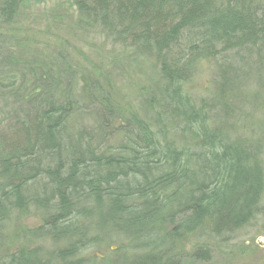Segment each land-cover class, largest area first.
Segmentation results:
<instances>
[{
  "label": "trees",
  "instance_id": "obj_1",
  "mask_svg": "<svg viewBox=\"0 0 264 264\" xmlns=\"http://www.w3.org/2000/svg\"><path fill=\"white\" fill-rule=\"evenodd\" d=\"M21 1L0 0L3 23L14 21ZM75 2L79 27H101L124 45L151 51L162 79L146 92L147 109L127 116L102 99L98 79L83 85L90 91L83 97L72 89L58 94L50 81L42 96L14 108L0 131V230L34 206L41 225L23 229L67 242L55 256L63 264L80 263L84 252L113 235L136 251L133 264H180L190 243L192 257L209 261L210 244L226 240L259 211L264 168L261 149L233 137L186 83L200 59H226L233 50L239 58L247 47L262 55L264 68V2ZM84 101L99 110L74 123ZM39 180L43 186L30 194L28 186ZM11 258L51 264L35 251Z\"/></svg>",
  "mask_w": 264,
  "mask_h": 264
},
{
  "label": "rangeland",
  "instance_id": "obj_2",
  "mask_svg": "<svg viewBox=\"0 0 264 264\" xmlns=\"http://www.w3.org/2000/svg\"><path fill=\"white\" fill-rule=\"evenodd\" d=\"M75 1L22 0L12 23L0 20V131L11 122L10 112L14 108L25 107L26 98L42 96L44 85L50 81H54L52 87L58 94H67L72 89L75 95L83 97L90 92L89 85H83L98 79L99 95L103 100L109 98L116 103L119 116L147 109L144 96L162 79L152 52L124 45L101 27H79ZM235 54L233 50L223 54L226 59L221 54L200 59L186 83V91L199 105L207 106L213 119L226 122L233 137L259 147L264 168L262 55L259 57L256 50L249 47L241 52V57ZM53 71L58 80L53 78L56 75ZM234 78V84L230 85ZM94 109L99 110L84 101L73 122L83 121V118L88 121ZM44 182L31 183L30 194ZM41 221L40 211L31 206L30 213L15 217L8 228L0 230V264H14L11 256L20 250L35 251L41 261L47 259L51 264H63L55 256L67 242L32 237L23 229L33 230ZM262 237L264 193L259 211L248 223L225 235L226 240L209 242L212 251L209 261L192 257L188 252L195 245L190 243L184 249L180 264H264V247L258 244ZM109 239L84 252L78 264H133L136 251L117 235Z\"/></svg>",
  "mask_w": 264,
  "mask_h": 264
},
{
  "label": "water",
  "instance_id": "obj_3",
  "mask_svg": "<svg viewBox=\"0 0 264 264\" xmlns=\"http://www.w3.org/2000/svg\"><path fill=\"white\" fill-rule=\"evenodd\" d=\"M258 244L262 247H264V237L258 239Z\"/></svg>",
  "mask_w": 264,
  "mask_h": 264
}]
</instances>
